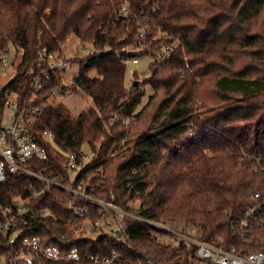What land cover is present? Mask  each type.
<instances>
[{
	"label": "trees",
	"instance_id": "trees-1",
	"mask_svg": "<svg viewBox=\"0 0 264 264\" xmlns=\"http://www.w3.org/2000/svg\"><path fill=\"white\" fill-rule=\"evenodd\" d=\"M71 36L101 51L81 61L73 79L95 108L78 117L63 104L46 108L38 126L55 139L43 165L66 176L65 153L84 158L88 144L95 180L106 177L101 197L109 200L112 191L116 205L155 223L196 228L204 242L263 249L264 228L256 231L262 243L251 247L233 228L255 193H264V0H0V46L22 52L9 86L26 95L38 52H62ZM170 44L177 53L162 65L153 59L146 77L152 93L137 111L145 92L135 85L137 73L128 86L127 62ZM65 73L52 86L65 87ZM123 140V153L116 146L108 159ZM30 181L13 176L0 184V202L28 196ZM69 198L60 188L36 198L30 235L77 248L83 258L115 251L120 264H196L195 247L161 242V231L139 221H128L131 247L78 238ZM12 253L0 245V256Z\"/></svg>",
	"mask_w": 264,
	"mask_h": 264
},
{
	"label": "built area",
	"instance_id": "built-area-1",
	"mask_svg": "<svg viewBox=\"0 0 264 264\" xmlns=\"http://www.w3.org/2000/svg\"><path fill=\"white\" fill-rule=\"evenodd\" d=\"M146 34L147 30L143 29L140 38L145 40ZM65 48L66 43L62 52L47 48L38 52L36 63L29 74L30 91L26 95L12 89L9 86L11 81L0 85V184L6 183L13 176L31 179L28 196L20 195L9 205L0 202V245L13 250L11 255L0 256V264H120L122 256L115 251L110 256L83 258L77 248L47 244L42 237L30 235L33 225L28 216L36 209L34 201L53 188H60L70 195L66 208L73 216L78 238L95 241L99 237H108L131 247L128 221H139L180 238L189 247H195L196 264H264V248L252 252L245 249L237 252L235 247L226 249L214 241L204 242L188 237L168 230L163 224L139 217L116 205L112 191L109 200H106L99 194L106 177L95 180L92 164L77 153H65L66 176L57 175L53 166L43 165L49 160L48 149L53 147L55 136L50 130H41L38 119L48 106L55 104L48 101L61 89L52 86L56 74L66 72L69 68ZM177 50L178 45L170 44L154 55L149 50V55L157 64L162 65L171 60ZM100 53L94 48L90 56H98ZM138 58L130 60L132 66L138 63ZM18 65L14 67L15 74ZM11 67L13 64L9 47L0 46V78ZM257 174L260 172L257 171ZM77 200L81 203L78 204ZM253 200V206L242 213L233 228L246 247L262 243L256 231L264 228V193H255ZM133 203L131 207L136 206L137 200ZM94 206L98 207L96 218L93 217Z\"/></svg>",
	"mask_w": 264,
	"mask_h": 264
},
{
	"label": "rangeland",
	"instance_id": "rangeland-1",
	"mask_svg": "<svg viewBox=\"0 0 264 264\" xmlns=\"http://www.w3.org/2000/svg\"><path fill=\"white\" fill-rule=\"evenodd\" d=\"M66 48L64 50V54L66 59L69 61V68H67L65 73V87H61L56 94L49 98V103L55 102V104H63L66 106L73 116L78 117L80 114L90 108H95L94 101L90 96L85 94L84 92L78 90L75 91L73 89V79L79 73L80 70V62L90 57V53L94 47L91 44L84 46L75 36H71L68 40L66 39ZM10 61L13 64V67L9 68L8 73L5 76L0 78V85H6L9 83L15 75V66L18 65L22 58V52H17L15 47L10 45ZM153 62V57L148 55H143L138 58V63L135 66H132L130 60L128 63L127 69V77L126 81L128 86H130L134 80V75L137 73L139 77H136L138 82L139 91L145 92V96L142 99V103L139 105L137 111H140L144 108V106L148 102V97L152 93L151 87L146 85L147 79L146 77L149 75V68ZM159 65V64H158ZM95 72H91L90 76L94 77ZM145 78V79H143ZM54 104V105H55ZM127 125L130 124V120H126ZM125 141L115 142L113 145L112 152L109 153L108 159H111L118 155L114 148L123 147L120 149V153L122 154L124 151ZM82 153L85 155V159L90 161L93 159V151L91 150L88 144H85L81 148ZM120 154V155H121ZM131 204H134L133 202ZM166 228L170 231H175L185 234L188 237H192L198 239V230L193 227H186L184 225H175V224H166ZM156 237L161 241L168 245L178 247L180 244V238H177L170 233H158L156 232ZM182 241V240H181Z\"/></svg>",
	"mask_w": 264,
	"mask_h": 264
},
{
	"label": "water",
	"instance_id": "water-1",
	"mask_svg": "<svg viewBox=\"0 0 264 264\" xmlns=\"http://www.w3.org/2000/svg\"><path fill=\"white\" fill-rule=\"evenodd\" d=\"M135 85L138 86V82L137 81H136Z\"/></svg>",
	"mask_w": 264,
	"mask_h": 264
}]
</instances>
